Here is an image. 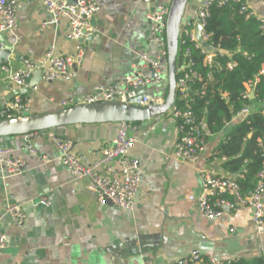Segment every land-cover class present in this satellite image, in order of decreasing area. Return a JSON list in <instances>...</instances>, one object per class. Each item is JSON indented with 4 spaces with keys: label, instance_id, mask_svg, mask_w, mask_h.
<instances>
[{
    "label": "crops",
    "instance_id": "crops-1",
    "mask_svg": "<svg viewBox=\"0 0 264 264\" xmlns=\"http://www.w3.org/2000/svg\"><path fill=\"white\" fill-rule=\"evenodd\" d=\"M16 1V27L11 32H0V49L4 45L10 48L5 65L20 69L24 60L38 63L50 49L59 57L77 53L78 43L68 38L69 25L64 17L51 23L52 16L43 0ZM95 1L98 10L90 20L95 30L79 43L82 57L74 67L75 77L42 79L31 95H16L18 87L0 70V109L17 97L30 99L28 114L60 109L64 101H80L96 85L120 84L132 64L138 63L134 51L151 53V58L158 55L160 46L151 41L146 14L166 0ZM202 1L189 0L184 18H192ZM245 2L264 30V2ZM163 83L148 85V95L161 98L155 94ZM246 87L252 98L251 89ZM160 90L163 100L167 90L163 86ZM262 105L253 103L250 111ZM242 118L233 116L226 130L216 134L206 132L201 120L204 149L195 164L175 159L173 146L180 130L169 112L144 122L128 123L135 143L127 154L138 161L141 169L131 211L98 202L85 179L72 177L58 159L56 140H70L79 161L92 166L102 149L111 144L117 123L51 128L35 134L33 139L23 135L0 137V150L10 149L7 156L24 162L14 174L0 165V212L16 204L25 213L24 222L18 227L8 218L0 223V231L7 236V245L0 249V264H180L192 253L217 260H264V229L257 231L249 207L227 194L225 197L234 201L236 208L224 210L220 219L210 221L197 203L198 167L232 178L238 175L223 169L225 157L214 155L228 127ZM26 144L33 146L36 154L28 152ZM97 169L98 173L104 171L102 167ZM40 196L46 198L48 205L37 203Z\"/></svg>",
    "mask_w": 264,
    "mask_h": 264
},
{
    "label": "built area",
    "instance_id": "built-area-1",
    "mask_svg": "<svg viewBox=\"0 0 264 264\" xmlns=\"http://www.w3.org/2000/svg\"><path fill=\"white\" fill-rule=\"evenodd\" d=\"M138 1V0H137ZM147 3L154 0H141ZM170 0L159 3L153 11L146 14V18L151 25V41L159 44L158 55L155 58L149 57L144 52H136L138 63L132 64L129 73L120 84L110 86L96 85L93 91L87 94L80 101L73 102L72 99L62 103L63 108L72 106L77 102L96 103L102 101H127L129 92L137 91L138 87L148 86L154 83H162L166 75V46L164 41L165 19L168 12ZM264 2V0H262ZM228 2H239L242 10L247 11V16H254L253 10L247 5L245 0H203L196 8L192 18H184L180 23L179 48L184 46L180 62L176 65V92L173 105L169 109L170 116L178 123L180 135L173 146L175 159L189 164H195L199 160L204 149L203 123L194 113L193 85L194 81H201V75L194 68V60L186 47V41L193 43L195 49L204 54L203 63L211 65L216 55V50L208 45L209 35L205 30L206 18L209 8L212 5L222 6ZM46 11L52 16L51 23H55L58 17L62 16L69 25L68 38L76 41L77 53L70 57H59L54 55L50 49L45 52L43 58L38 63L24 60L20 69H12L7 65H1L0 70L6 78L11 80L18 88L27 85L33 70L41 68L42 79L53 81L56 79L70 80L75 77V65L80 63L82 57L81 45L83 39L90 36L95 30L90 20L98 10L95 0H43ZM16 0H0V32H11L16 27ZM200 26V37L203 43H199L194 38V26ZM235 62L229 60L226 63L228 69L235 67ZM210 77L208 73L207 78ZM198 91V90H195ZM199 91H204L201 85ZM252 91V90H251ZM253 93V92H252ZM176 100L177 103L176 104ZM161 98H151L149 95L135 97L133 104L149 105L159 104ZM28 98L17 97L5 103L0 109V119L19 117L29 110ZM72 104V105H71ZM250 108L244 106L236 116L245 117L250 113ZM135 143V138L128 132L127 122H118L114 138L109 146L102 149L99 159L92 166H84L72 151L70 140H56L59 151L58 159L74 178L85 179L86 187L93 191L97 201L100 203H110L113 206L131 211L134 207L135 195L140 186L141 169L136 159L130 158L128 149ZM24 148L36 154L33 146L26 144ZM10 149L0 150V165L5 166L10 174L17 173L24 162L19 158H14L10 154ZM117 162L116 166L114 162ZM102 167L103 172L98 173L97 168ZM200 195L198 197V209L202 215L210 221H215L223 216L224 210L235 209L236 203L227 199L225 195L231 194L239 203L252 210L251 220L258 232L264 229V160L262 168L257 174L254 187L246 194H242L236 178L218 174L212 169L198 167L196 170ZM38 204L48 205L44 196L37 199ZM9 216L11 223L18 227L23 224L25 213L16 204L6 206L0 212V223ZM7 245V236L0 231V249ZM234 259L217 260L212 256H203L197 253L190 254L180 264H229Z\"/></svg>",
    "mask_w": 264,
    "mask_h": 264
},
{
    "label": "trees",
    "instance_id": "trees-1",
    "mask_svg": "<svg viewBox=\"0 0 264 264\" xmlns=\"http://www.w3.org/2000/svg\"><path fill=\"white\" fill-rule=\"evenodd\" d=\"M205 30L209 35L208 45L216 50L211 65L203 63L204 54L195 49L193 43L186 41L185 44L195 63L193 69L202 78L192 84V107L197 118L204 122L205 131L209 134L225 131L226 124L244 106L250 108L253 103H263L228 127L214 155L226 158L223 169L232 175L238 174L237 183L241 193L246 194L254 187L264 160V73H261L264 68V30L256 17L247 16L239 2L210 6ZM183 51L184 46H181L178 62ZM229 60L236 64L232 69L226 66ZM201 85L202 93L199 91ZM246 85L253 92L252 98L247 95ZM229 264H264V260L260 257L235 259Z\"/></svg>",
    "mask_w": 264,
    "mask_h": 264
},
{
    "label": "water",
    "instance_id": "water-1",
    "mask_svg": "<svg viewBox=\"0 0 264 264\" xmlns=\"http://www.w3.org/2000/svg\"><path fill=\"white\" fill-rule=\"evenodd\" d=\"M189 0H170L165 19L164 41L166 46L167 91L163 101L159 104L135 105L133 101L138 97L148 96L147 86L137 88V91L129 92L127 101H102L96 103L77 102L69 107L37 114L24 113L19 117L0 119V137L27 136L33 139L35 134L42 131L69 125L100 124L118 122H144L154 116L165 114L173 105L176 92V65L179 51L180 23ZM194 38L203 43L200 37V26H194ZM10 54L9 45L0 49V65L7 64ZM42 81L41 68L36 67L27 85L16 89V95H31L33 89ZM136 96V97H137ZM252 96V95H251ZM6 218H9L7 216Z\"/></svg>",
    "mask_w": 264,
    "mask_h": 264
},
{
    "label": "rangeland",
    "instance_id": "rangeland-1",
    "mask_svg": "<svg viewBox=\"0 0 264 264\" xmlns=\"http://www.w3.org/2000/svg\"><path fill=\"white\" fill-rule=\"evenodd\" d=\"M147 55H148L149 57H152L151 53H148ZM162 77L164 78V83L161 84V88L157 89L156 94H155V96H159V97H161V98H162V90H160V89H162V86H163L164 89H165V88L167 89V76H166L165 74H163ZM151 85H153V84H151ZM154 85H155V86H160V84L157 83V82L154 83Z\"/></svg>",
    "mask_w": 264,
    "mask_h": 264
}]
</instances>
